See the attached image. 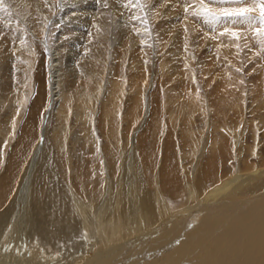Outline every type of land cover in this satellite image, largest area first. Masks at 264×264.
I'll return each instance as SVG.
<instances>
[{"label":"bare ground","instance_id":"6f19581e","mask_svg":"<svg viewBox=\"0 0 264 264\" xmlns=\"http://www.w3.org/2000/svg\"><path fill=\"white\" fill-rule=\"evenodd\" d=\"M42 1L43 0H4L3 5H0V7L3 8V11H0V32L3 33V35L0 36V40L2 41V38H3L8 43H10V42L13 43V39L16 37L24 39L25 41L29 40V38L30 39L36 38L34 40L41 39L39 37L42 34V32H44L46 30L47 21L42 23V21H43L42 19H45V18H42V16H41L42 13L40 15V12H43V14L46 16H47L46 13H48V12L44 11L45 7H43V6H44L45 2H42ZM152 1L153 0H145V2L148 3V5H151ZM160 1L161 0H159L157 2L159 3ZM170 1H172V0H169L168 2H170ZM50 2L51 3H49V4L57 3L58 4L57 6L62 8L61 9L62 13H60V15H62V16H61V18H59L61 20H55V24L52 25L53 28H56V27L59 28V35L58 36H59V40L61 41L62 45H59L55 51L50 50L49 53L47 52V54H46L47 55V61H46L47 62V64H46L47 69L45 71L46 75H44L46 78L42 79V81L38 78L39 82H40L39 87H38V97H37L38 100L35 101L36 103L37 102L38 103L36 104L35 109H33L34 110V116H32V119H27V121L24 124L22 134L20 136L18 135V137H17V135L15 134L16 138H18L17 143L15 146H13V148H11L12 150L10 149L11 151H8V152H7V147H8V143H10V142H7V137H9L8 135L13 136L15 133L16 127L18 125L17 120H19V119L16 120V118L18 117L20 110H23V107L25 106V103H26V97H27L26 94H28L27 92H29V88H31L32 84H33L32 78H31V76H33L32 75L33 61L29 60V58L33 57L32 52H34V51L32 48L31 49L32 51L29 53L28 50L31 47L28 46L27 44L21 45L19 43V39L16 40L15 46L13 45L14 47H16V49L15 50L12 49V51L15 53V56L12 55L13 61H12L11 66H9V67H11V69L8 68V70L9 69L11 70L10 81L4 85V87L9 88V89H7V88L6 89L9 91V95L10 94L11 95L10 96L8 95L9 97H7V96L1 97L0 96V99L2 98L1 102L6 104L7 106H9V108H11L10 119L8 118L10 120V121L8 120L10 122L9 123L10 126L8 125L9 129L7 130L6 133L4 132L5 133L3 136L4 137V143L3 142L1 143L2 140L0 141V264H129L131 261H133L134 258L131 255V258H129L128 262H127V261H125V257H126L125 255L127 254L128 251H131L135 247L140 245V243L143 242V240L145 239V237H143V236H138L137 232L140 231L139 223L137 224L136 217L131 216L130 210L131 211L134 210L133 208H134L135 204H136L137 208L139 205L140 209H142L144 214L147 215V219H149V221H150V222H148V223L146 222V223L150 224V223H152L151 220L156 221V220L160 219L161 215L164 212L162 210L161 206H164L165 204L161 205L162 201L160 200L163 197V196L161 197V191L162 190L169 191L172 194H178V192L184 191L185 188L189 190L190 184H191L190 179H189V177H190L189 173L182 174L181 173L182 171L180 169H178V167L174 168L172 166L173 168L171 167V169H167L168 168V166H167V168H165L163 170L164 177H163V181L161 182V184L157 185V186L155 185L154 188H151V189H154V191L150 189V187H152V186H146L144 183H143V185L141 183H140V185H138L140 181H138V184L136 183V185H138V187L134 186L133 184L130 186L131 188L128 189V190H130L129 195L133 199L137 198L139 204H137L136 202H134V204H132V202L129 203V202L125 201V199L122 200L123 194H122L121 187L123 185L124 179L127 178L126 177V173H127L126 171L127 170L125 169V164H126V162L129 163V161H130V163H132V162L137 161V160H134V158H133L134 155L132 156L133 153L135 154L134 150L133 151H131V150L127 151L128 149L127 150L125 149L124 144L128 143L131 140L127 139L126 142L123 144V137H125V136L124 135L121 136L119 131L122 130V129H120V127H122L121 124L123 123V121L125 119H128L125 121L131 122L132 120L135 121L136 118H139V117H136V115H137L136 112H137L138 108L144 109V107L147 104V96L148 95H147L146 84L144 83L143 86H141L142 84L140 85V83L138 81L137 85H140L141 87L140 88H134L133 92H131V95H129L131 107H128V108L130 111H132V113H134V115H131L132 117L130 116V118L123 117V115L120 112H121L122 108L124 107V104H123V102H124L123 96L124 95L122 96V91H123L122 85L124 83H121V81H120V79H121L119 77L120 74L118 76H117V74H115L117 77H115V79L113 81L110 79L107 80L111 84V86H113V88L115 87V89H113L112 92L109 93V95L106 96V94H105V91H107L106 90L107 88L104 86V84L106 82V79L108 78L106 72H107V68H109L108 65H110L108 63V58L110 57L111 50L113 49L112 43L116 42L115 35H117V37L119 38V40L121 41L122 44L120 43V46L118 44H114V43L113 44L117 45V47H120V48L122 47L123 49L125 48V50L127 52L128 45L130 43H133L135 36L138 35V34H136L137 32H139V36H142V38H141V42H142V41L146 40L148 35L153 34V30L151 29L150 32H145V27H146L145 25H143L139 21H135V20L130 19V16H132L133 14L143 15V13H141L138 8H131V7L123 8V7H121L120 3H118L119 4V7H118L116 2L114 3V1H112V0H108L109 6L107 8L103 7L102 3H98V0H51ZM154 2L155 1H153V5L156 3V2L155 3ZM173 2H174V0H173ZM161 3H162V1H161ZM174 3L176 4V2H174ZM162 4H165L164 1ZM157 5H159V4H157ZM180 5L181 4H179L178 6H180ZM162 8H165V7L162 6ZM150 9H152V8H150ZM156 9L154 8L153 12L155 11V13H156L159 11L158 9H157L158 11ZM169 9L170 8H167L168 12H169ZM47 10H48V8H47ZM146 10L149 11V7H148V9H145V11ZM173 10H175V8ZM177 11H179V10H177ZM174 12H176V10ZM121 13H123V15H121ZM172 13H171V15H172ZM181 13L184 14L183 11ZM150 14H153V13L151 12ZM150 14H148V17H150L149 16ZM163 14L161 13V15H163ZM159 15L157 13L155 14V16L152 15L155 17V18L153 17V20L154 19L157 20V19H161V18L164 19V17H166V16H164V17L161 16L159 18ZM166 15L168 16V13ZM152 16H151V18H152ZM173 16H174L173 18L171 16L172 19H177L178 21H180L178 14H177V18L175 17V14ZM122 17L125 20H123ZM180 17L181 18L183 17L182 22H181L182 24L180 23L181 24L180 27H182V28L179 27L180 24L176 25L179 27V29H185L184 24H186V26H187L189 24L191 25L192 23L196 22V21L193 22L192 21L193 18H191V17H189L188 19H185L184 15L180 16ZM167 20L169 22L171 21V20H169V18ZM195 20H197V19H195ZM198 20H201V19H198ZM109 21H111V23H109ZM176 21L174 20V22H176ZM25 23L29 24L31 26H29V28L27 26L25 27V25H26ZM155 23H156V21H155ZM160 23L164 24V22H162V21H160ZM171 23H173V22L171 21ZM201 23H202V20H201L199 25L193 24L192 26H194V28H195L196 25L201 26ZM202 24H204V23H202ZM223 24L224 23L221 24L222 25L221 27H223ZM233 24L236 25L235 23H233ZM94 25H98L99 28L101 29V31L99 33L97 32V28L94 27ZM167 26H169V25H167ZM176 26H173V27L176 28ZM189 26L187 27V29H189ZM218 26H219V24H217V28H218ZM147 27L150 28V25H147ZM224 27H225V25H224ZM232 27H234V26H232ZM49 28H50V26H49ZM154 28H156V27H154ZM167 28H169V27H167ZM167 28H164V29L167 30ZM202 28H205V27L202 26ZM215 28L216 27H214L211 30L214 31ZM196 29H197V27L195 28V30L192 28L190 30L193 32L195 31V33H196L197 32ZM190 30H188V31H190ZM217 30H219V29H217ZM170 31L171 30H169V32H168L169 34H170ZM173 31L175 32L177 30H173ZM207 31H210V30H207ZM174 32H171V34L173 35ZM178 32H181V34L183 33L182 31H178ZM203 32L204 31H202V34H203ZM219 32H221V31H218L217 33H219ZM175 33L178 34L177 32H175ZM187 33H189V32H187ZM211 33L214 34L215 32H211ZM248 33H250V32H248ZM181 34H178V35H181ZM216 35L219 36L218 34H216ZM94 37H95V39H93ZM154 37H155V35H154ZM172 37H175V39H176V36L173 35ZM226 37H227V40L231 39L228 36H226ZM160 38H162V37H160ZM186 38H184V39L187 40ZM223 39H222V41L226 42V39L225 40H223ZM160 40L158 42H160ZM177 40H178V38H177ZM197 40L199 41L200 39H197ZM213 40H214V38H213ZM173 41L177 42L176 40H173ZM194 41H195V39H194ZM202 41H204V40H202ZM231 41H230V43H231ZM146 43L145 42L141 43L142 47L140 48L141 53L145 54V55L149 52L148 48L146 46H144V45H147ZM170 43H171V41H170ZM209 43L212 45L215 44V42L214 43L209 42ZM133 44L135 45L136 43L134 42ZM148 44H150V43H148ZM162 44H160V45H162ZM31 45H33V44H31ZM48 45H50V44H48ZM141 45H139V46H141ZM178 45H181V44H178ZM178 45H176L177 48H178ZM223 45H225V44H223ZM151 46H153V45H151ZM186 46H188V45L186 44ZM198 46H196V47H198ZM205 46H206V44H205ZM40 47H42V46H40ZM183 47H184V45H183ZM193 47H195V45ZM200 47H202V46L200 45ZM210 47H208L209 49L207 48L208 51L209 50L212 51V49H210ZM20 48L22 50H24L23 57L21 56L20 53H16V51ZM37 48H39V47L37 46ZM59 48L61 49V51L58 50ZM129 48H131V47H129ZM155 48L158 49L157 47H155ZM155 48H154V50H155ZM159 48L161 49V47H159ZM219 48H222V47L220 46ZM39 49L42 50V48H39ZM49 49H51V47ZM114 49H117V48H114ZM123 49H122V51H123ZM191 49L193 50L194 48H191ZM198 49H200V48H198ZM214 49L216 50L217 48L214 47ZM225 49H228V48H225ZM231 49H233V48H231ZM40 50H38V51H40ZM133 50H134V48H133ZM150 50H152V49H150ZM186 50H188V49H186ZM158 51H159V49H158ZM167 51H168V49H167ZM131 52H133V51L131 50ZM189 52H191V51H189ZM85 53H87V54H85ZM112 53L114 54V52H112ZM123 53H125V52H123ZM123 53L120 52V54H121L120 55V58H121L120 63H118V61H117V64H119V67H118L119 71H121V69L123 68L121 66L122 65L121 63L123 61L122 60L123 59ZM128 53H129V51H128ZM173 53H174V51H173ZM176 53H178V52H175V54ZM130 54L133 55L134 52H133V54L132 53H130ZM130 54H128V55H130ZM181 54H182V52H181ZM231 54L233 55L235 53H231ZM38 55H39V52H38ZM145 55H143V56H145ZM134 56H136V53L134 54ZM228 56H230V55H228ZM126 57H128V56H126ZM126 57H125V59H127ZM136 57H138V55ZM234 57H235V55H234ZM262 57H263V55H262ZM226 58H228V57H226ZM226 58H223V59H226ZM129 59H132V57ZM140 59H141V57H140ZM148 60H149V57L145 61L143 59H141V61H142L141 63H143L142 67H144L145 70H147L146 67L149 63ZM181 60H183L182 57H181ZM231 60H233V59H231ZM231 60H230V63H231ZM128 61H130V60H128ZM205 61H207V60H205ZM215 61H217V59H215ZM223 61H225V60H223ZM132 62H135V61H132ZM184 62H185L184 64H189L191 61L188 57H186V60ZM61 64H62V67H59V65H61ZM135 64H137V63H135ZM228 64H229V61H228ZM191 65L192 64H190V66ZM134 67H137V66H134ZM177 67H178V65L173 66L172 69L173 68L176 69ZM193 68H194V65H193ZM263 68L264 67L262 66V69ZM184 69H187V68H184ZM190 69H189V71H190ZM8 70H7V72H10ZM115 70H116V68H115ZM259 70H261V69H259ZM167 71H168V68H167ZM186 71H188V70H186ZM194 72H196V71H193V73ZM39 74H40V72L38 71L37 76H40ZM112 74L113 73H111V75ZM123 75L124 74H122V76ZM217 75H219V74H217ZM135 76H136V74H135ZM215 76L216 75H214V77ZM192 77L196 78L195 75ZM8 78H9V76H8ZM42 78H43V76H42ZM111 78H112V76H111ZM132 78H134V77H132ZM138 78H139V76H138ZM188 80L190 83L191 80L190 79H188ZM192 80L195 81L196 79L194 80V78H193ZM224 80H225V78H224ZM261 80H262V78H261ZM195 83H196V81H195ZM195 83H193V84H195ZM132 84H133V82H132ZM234 84H235V82H234ZM261 84H263V83H261ZM195 86H198V83H197V85L195 84ZM104 87L106 89H104ZM109 88L110 87H108V90H109ZM199 89H200V87H199ZM42 90H43V93H42ZM110 90H111V88H110ZM250 90L252 92H255L256 89L251 88ZM30 91H31V89H30ZM128 93H129V91H128ZM256 93H257V91H256ZM200 94H199V96H201ZM203 94L206 95V92ZM183 95H184V93H183ZM192 95H193V93H192ZM222 95H224V94H222ZM190 97L193 100L196 99L194 96H190ZM176 98H177V96H176ZM183 99H185V98H183ZM127 100H128V98H127ZM172 100H173V98H172ZM208 101H206V102H208ZM244 101H246V100H244ZM254 101H255V99H254ZM238 102H239V100H238ZM198 103H200V101ZM198 103H197V105H198ZM201 103L204 104V100H202ZM209 104H211V103H209ZM176 105H178V104H176ZM195 105L196 104L195 103L193 104L192 102H190L188 104L187 100H186V103H185V101L184 102L179 101V111L183 112V114H185L187 116V118L186 117L184 118V119H187V122H188V127L184 128L187 131V133L188 132L190 133V131L193 129L191 126L196 121L194 119L195 115L193 114L194 111H196V109H194V108H196L197 105L196 106ZM141 106H142V108H140ZM204 106L205 105H203V107ZM206 106H208V105H206ZM211 106H209V107L212 109ZM224 106H226V105H224ZM201 107L202 106L200 104L199 109H198V107H197V109L199 111H201L200 110ZM227 107H229V105H227ZM205 108H202V109H205ZM145 109L143 111H145ZM238 109H237V111H238ZM243 109H244V107H243ZM251 109H252V107H251ZM152 110H153V108H152ZM213 110H214V108H213ZM220 110L221 109L218 110L219 113H220ZM160 112H161V110H160ZM176 112L174 111V112H170L171 114L169 113L171 115L170 122H172V123L177 122V121L179 122V119H180V118L178 119L179 114L176 115ZM181 112H179L180 115H181ZM242 112H243V110H241V113ZM139 113H140V111H139ZM152 113H154V112H152ZM197 113H199V112L197 111ZM203 113H204V111L202 112V114ZM219 113L217 112L218 115H219ZM52 114H53V116H55V118H56L55 120L60 122V127L59 128L57 127V130L54 129V131L50 135L51 144L46 145L44 137L46 136V134H48L47 124L49 122L47 123V121H48L49 116L52 117ZM224 114H226V113L224 112L223 115ZM22 115H23V113H22ZM239 116H241V115H239ZM127 117H129V116L127 115ZM182 117H184V115ZM202 117H204V116H202ZM73 118H75L77 126L78 125L80 126L81 136L74 137L72 135L71 131H66V129L69 130V126L71 125V120ZM155 119H156V117H155ZM144 120L145 119H143V121ZM159 120L160 119L157 120V123L152 120L154 123H156L154 125L152 124L153 127L155 126L154 127L155 131H157L159 128H161ZM147 121H148V119H147ZM150 122H149V125H151ZM153 122H151V123H153ZM184 123L187 124L185 121H184ZM132 124H133V122H132ZM175 124L176 123H174V125ZM248 124L250 126V123H248ZM174 125H171V126L174 127ZM169 126H170V124H169ZM178 126H180V125L178 124ZM221 126H222V124H221ZM180 127H182V126H180ZM251 127L254 130V136L253 137L257 138L258 130H257L256 126L253 124ZM184 129H182V130L180 129L182 131V135H184L183 134ZM99 130H101L102 133L104 134V136L107 138L106 144H103L102 146L99 143V137H98L99 136L98 135ZM203 130H206V129L203 128ZM148 131L150 133L151 130H148ZM174 131H175V129H174ZM202 131H201V133H202ZM212 131H213V129H212ZM221 131H223V130L221 129ZM226 131H228V130H226ZM193 132L188 134L186 136V138L188 136H190L193 139H195L196 135H194V137H193V134H196V133H193ZM241 132H239V133L234 132L233 135L230 134L231 133L230 131H228V133H225V134L222 133V142L220 144H219V141H218V143H216V141H214V140L212 141V144H214V149L219 148L223 152H226V154H224V155L230 157V154L232 152V146H234L235 143L237 145H240V143H242L244 140L243 130H241ZM136 133H137V131H136ZM149 133H147V134L149 135ZM155 134H157V132H155ZM146 135H144V136H146ZM151 135H153V131H152ZM139 137L140 136H138V138ZM149 137H150V135H149ZM10 138L12 139V137H10ZM142 138H144V137H142ZM145 138H147V137H145ZM157 138L158 137H156L155 139H157ZM181 138H182V136H181ZM183 138H184V136H183ZM199 138H201L200 133H199ZM206 138H208V137H206ZM11 139H9V140H11ZM151 139H153V137ZM172 139H170V140H172ZM69 141L71 142L70 144H72V147H70V145H68ZM193 141H195V140H193ZM151 142H152V140H151ZM208 142H209V139L206 140V143H208ZM153 143L155 146L154 141H153ZM185 143L187 146V141ZM185 143H184V145H185ZM156 144H157V142H156ZM159 144H160V142H159ZM182 145H183V143H182ZM194 146H195V144H194ZM77 148H79V149H77ZM147 148H149V147H147ZM239 148L240 147H238V149ZM71 149L73 150L74 153L77 150H80L81 154H79L77 157H74V155L71 153ZM154 149L155 148H152L151 151H147L146 149H143L141 154H140L141 158L148 160L147 162H149V165H152V166L155 165V163H156L155 162V159H156L155 151L156 150H154ZM211 152H212V149H211ZM253 152L255 155V153H256L255 149L253 150ZM137 153H138V151H137ZM137 153H136V155H137ZM137 156H139V155H137ZM137 158H139V157H137ZM128 159H130V160L128 161ZM138 162H139V160H138ZM197 163H199V162H197ZM200 164H201V162H200ZM3 165H6V166L3 168ZM144 166L142 165L143 168H144ZM208 166H210V164ZM249 166L252 167V170L247 171L248 169L246 168L247 169L246 171H247V173H250V174L257 172L260 169V167H257L256 163H255V165L250 164V165H248V167ZM129 167H131V166H129ZM138 169L136 168V170H138ZM129 170H131V169H129ZM138 171H140V169ZM191 173H193V172H191ZM239 173L240 172L238 170L236 175H233V178L235 176L236 177H238V176L242 177V175ZM195 174H196V171H195ZM199 175H200V186H202L201 187V189H202L205 187L206 177L208 175H207L206 171H204V170H201ZM257 176L258 175H256V174L248 175L246 177L243 176L242 178L245 177V180L242 179L241 183H238L236 181L235 182H232V181L227 182L226 181L227 183H225L223 185V184H221L220 181H217L220 183H218L214 186L215 189L211 188L212 191L209 190V191H211V192H209V194L214 193V192H216L215 194H218V193L225 190L224 187H228L229 185H230V187H229L230 190H234L233 189L234 187H232V186L238 187L242 183H244L245 186L250 185V184L254 183L256 180L260 179V177H257ZM195 177L196 176H194V178ZM209 177L210 178L216 177V172L211 173L209 175ZM136 178H138V177H136ZM136 180H138V179H136ZM140 180H142V178ZM143 180H142V182H143ZM236 180H237V178H236ZM115 185H118V186L115 187ZM195 187H197V186H195ZM206 188H208V187H206ZM206 188L203 189L202 191H205ZM201 189H199V190L201 191ZM129 195H127V196H129ZM204 195H205V192H204ZM255 196H257V195H255ZM199 197H200V194H198V195L194 194V196H192V197L189 196L188 198H190L191 200L194 198H196V200H200ZM204 197H206V196H204ZM260 197L264 198V194L261 195ZM260 197H253V198H250L246 201H243L242 204H244L245 206H247L251 209V211L249 213H252V211H253L254 213H256V215H263L264 214V202H262V199L259 200ZM211 198L212 197H210V199ZM221 201H224V199ZM186 202H185V204L188 203V202L187 203ZM212 202H213V200H212ZM197 203H198V201H197ZM207 203H208V201H207ZM207 203H204V205L202 203L201 206L203 205L202 207H205V204L207 205ZM209 203H211V202H209ZM219 203H217V205ZM196 204H194V205H196ZM226 205H228V204H226ZM221 206L222 205L220 204V206H218V207L220 208ZM245 206L244 207L242 206V207L245 208ZM16 207H17V209H16ZM198 207H199V205H198ZM202 207L200 209H202ZM225 207H223V208H225ZM229 207H230V205H229ZM233 208H234V206H233ZM195 210H196V208H195ZM240 210H241V208H240ZM142 211H141V213H142ZM237 211H238V208H237ZM241 211H244V210H241ZM247 211H249V210H247ZM249 213H247V214H249ZM179 214H181V213H179ZM179 214H177V215H179ZM146 215H145V217H146ZM198 215H200V214H198ZM251 216L253 217L254 215H251ZM170 217H172V216H170ZM239 217H241V216H239ZM255 217L257 218V216H255ZM162 218L164 219V217H162ZM235 218L238 219V217H235ZM214 219H215V217H214ZM237 219H235V220H237ZM259 219H260V217H259ZM259 219H257V220H259ZM262 219H261V221H262ZM239 220H241V219H239ZM252 220H254V219H252ZM209 221H211V220H209ZM228 222L230 223V221H228ZM231 222H233V221H231ZM254 223L256 224V222H254ZM262 223L264 224V222H262ZM240 224H242V222ZM153 225H155V223ZM235 225H236V223H235ZM246 225H248V224L246 223ZM251 225H252V223H251ZM137 226H138V229H137ZM256 227H257V225H256ZM234 229L235 228H233L232 230H234ZM130 234H132V235H130ZM260 234L261 233H259V237H260ZM91 235H93V236L96 235L99 238V242L98 243L96 242L95 244L92 242L91 247L87 248V247H85L86 243L84 241H82L81 238L85 237V239H87ZM256 235H258V234H256ZM37 239L41 240L42 242H44L46 244L53 245L54 248L57 247L58 249H60L62 251V255L55 257V256H53V254L51 252H48V253L43 252L40 243L36 242ZM257 242L259 243V242H261V240L260 241L257 240ZM83 243H85V246H83L84 245ZM250 246H251V244H250ZM253 246H254V244H253ZM221 256H222V254H221ZM127 257H129V255ZM255 259H257V258H255ZM255 261H257V260H255ZM256 264H264V251L262 253V256H260L258 263L256 262Z\"/></svg>","mask_w":264,"mask_h":264},{"label":"rangeland","instance_id":"374dc122","mask_svg":"<svg viewBox=\"0 0 264 264\" xmlns=\"http://www.w3.org/2000/svg\"><path fill=\"white\" fill-rule=\"evenodd\" d=\"M48 1H49L48 6L46 7L45 3L43 6V7H45L44 11L48 12V13H46L48 17L46 15H44L43 12H40V15L42 13V15H41L42 18H45V19H42L43 20L42 23L47 21L46 30L44 32H42V34L39 37L41 39L34 40L36 38L30 39L28 37L29 40H26V44L31 47V48H29L28 52L30 53L32 51L31 50L32 48L34 51V52H32L33 57L29 58V60L33 61V64H32V68H33L32 75L33 76H31L33 84H32V87L29 88V92H27L28 94H26L28 98L26 97L25 106L23 107V110H20L19 115L16 118V120L17 119H19V120H17L18 125L16 127L15 133L13 136L8 135L9 137H7V142H10V143H8L7 152L11 151L12 150L11 148H13V146L16 145L17 140H18V138H16V135L18 137V135L20 136L22 134L23 127H24V124L27 121V119H32V116H34V110L33 109H35L36 104L38 103V102L36 103L35 101L38 100V98H37L38 97V87H39V83H40L39 79L42 81V79L46 78L44 75H46L45 71L47 69V65H46L47 64V62H46L47 61V55H46L47 52L49 53L50 50L55 51L59 45H62L61 41L59 40V36H58L59 35V28L58 27L53 28V26H52L55 24V20H61L59 18H61V16H62V15H60V13H62L61 12L62 8L57 6L58 5L57 3L49 4V3H51L50 2L51 0H48ZM112 1H114V3L116 2V4L119 7L117 0H112ZM153 1H155L159 5H157L155 2L154 3L156 5L155 4L153 5ZM153 1H152L151 5H148V3L145 2V9H148V7H149V11L146 10L145 12L146 13L148 12L147 18H148V25H150V31H151V29L153 30V34L155 35V37L157 39L154 37L153 34H150L146 38L147 41L145 40V41L141 42L142 36L137 35V36H135L134 41H133V43L135 42L136 44L134 45L133 43H130L128 45V50L126 52L125 48L123 49L121 47L123 49V51H122V49L120 47H117V45H114V44H118L120 46V43H121V41L119 40L117 35H115L116 42L115 43L113 42L114 44L112 43L113 49L111 50V55L108 58V63L110 65H108L109 68H107V72H106L108 78L106 79V82L104 84V86L107 88L106 89L104 87V89L107 90V91H105V94L107 96V95H109L110 92H112L113 89H115V87L113 88V86H111V84L107 80L110 79L113 81L115 79V77H117L120 74L121 75V76L119 75V77L121 78L120 81H121V83H124L122 85V89H123L122 96L124 95L123 96L124 107L122 108V110L120 112L123 115V117L130 118L131 115H134V113H132V111H130L128 108V107H131L129 95H131V92H133L134 88H140L145 83L147 86V95H148L147 96V104L144 107V109L146 108L145 111H143L144 109L142 108V106L140 108H142L143 110L138 108V110L136 112L137 113L136 117H139V118H136L135 121L132 120L131 122L125 121V120H128V119H125L123 121V123L121 124L123 128L120 127V129H122V130L119 131L121 136H123V135L125 136V137H123V144L126 142L127 139L131 140L128 143L124 144L125 149L126 150L128 149L127 151H130V150L133 151L134 150L135 154L133 153L132 156L134 155L133 156L134 160H137V161H134L135 163L132 162L133 163L132 164L129 161L130 159H128L130 164L127 162L125 164V169L127 170L126 172L128 174L126 173L127 178L124 179L123 185L121 187L122 194H123L122 200L125 199V201H127L129 203L132 202V204H134V202H136L137 204H139L137 198L133 199L129 195L130 190H128V189L131 188L130 186L133 184L134 186L138 187V185H140V183L142 185L144 183L146 186H152V187H150V189H151V188H154L155 185L156 186L160 185L161 182L163 181V177H164L163 170L165 168H167V166H168L167 169H171L172 166L174 168L178 167V169H180L182 171L181 172L182 174L189 173V176L191 177V178L189 177L191 184H190L189 190L185 188L184 189L185 192L184 191L178 192V194H172L169 191L162 190L161 191V197L162 196L163 197L160 200L162 201L161 205L165 204L164 206H161V208L164 212L161 215L160 219H158L156 221L151 220L152 223H150V224H147L148 222H150L149 219H147V215L144 214L142 209H140L139 205L137 208V206L135 204V206L133 208L134 210L133 211L130 210L131 216L136 217L137 224L139 223L140 231L137 232L138 236H143V237H145L146 240L144 239L143 242H141L140 245L137 246L138 248L135 247L133 250L128 251L127 254L125 255L126 256L125 261L128 262V259L131 258V255H132L134 259L129 264H212V263L213 264H256V262L258 263L260 256H262V253L264 251V228H263L264 224L262 223V222H264V220H263L264 214L263 215H256V213H254L253 211H252L253 214L249 213L251 211V209L242 203H243V201H246L250 198L260 197L261 195L264 194V177H263L264 176V167H263L264 166V136H263L264 135V68L262 69V66L264 67V65H263L264 64V58H263L264 57V50H262L259 40H257L255 38L253 31H251L249 29L248 25L242 21L241 22H224L223 27H221L222 26L221 25L222 23H221V24H219V26L217 28V24H215V25L209 24L208 25V23H205L202 19H201L202 23H204L205 25L201 23V26H198L200 24L201 20L197 19L198 20L197 21L193 18L194 20L192 19V21L193 22L196 21V22L192 23L191 25L189 24L190 26L187 25V27L189 26L188 30H190L191 28L195 30V28L197 27V29H198V30L196 29L197 32L195 33V31L193 32L190 30V31H187L189 33H187V32L185 33V29H179V27L182 24L181 22H182V18H183V17L181 18L180 16L184 15L181 13L183 11V7H182L183 1L182 0H177V1L174 0V2H176V4L173 2V0L170 2H168L169 0H161L162 3L164 1L165 4H162L161 1L158 3L157 1H159V0H157V1L153 0ZM42 2H44V0ZM179 4H181V5L178 6ZM162 6H164L165 8H162ZM241 6L250 7L251 6V0H249V3L247 5H241ZM47 8H48V10H47ZM150 8H152V9H150ZM154 8L155 9L157 8L160 11L159 12L156 9L159 12V13L158 12H156V13L158 15L160 14L159 18L161 16L162 17L166 16L167 18L164 17V19L161 18L162 20L161 19H157V20L154 19L153 20V17L156 14L155 11L153 12ZM167 8H170L169 12H168ZM174 8H175L176 12H174L175 11V10H173ZM177 10H179V11H177ZM151 12L153 14H150ZM161 13L162 14L164 13L165 15L164 14L161 15ZM167 13H168V16L166 15ZM171 13H172V15H171ZM148 14H150L149 15L150 17H148ZM174 14H175L176 18H177V14L179 15L178 17L180 18L179 19L180 21H178L177 19H172L174 17L173 16ZM253 14L258 15V12L253 13ZM152 15H154V16H152ZM151 16H152V18H151ZM171 16H172V18H171ZM168 18L173 23H171V21L169 22L167 20ZM123 20H125V19L123 18ZM174 20L175 21L177 20V21L174 22ZM155 21H156V23H155ZM160 21L164 22V24L160 23ZM233 23H235L236 25H234ZM177 24H180L179 27L176 26ZM193 24L194 25L198 24V25H196V27L194 28V26H192ZM167 25H169V26H167ZM172 25L176 26V28H174ZM184 25L186 26V24H184ZM224 25L227 26L231 30H238L242 38L239 41H235L233 39L227 40L226 36H223V37L217 36L216 34L219 35V33H217V32L222 31L224 28ZM26 26L29 28V26H31V25L26 24L25 27ZM49 26L51 29L49 28ZM202 26L205 28H202ZM232 26H234V27H232ZM255 26H258V25H255ZM255 26H253V27H255ZM154 27H156V28H154ZM167 27H169V28L171 27V28L169 29ZM214 27H216L214 29V31L211 30ZM164 28H167V30ZM180 28H182V27H180ZM168 29L171 30L170 34L168 33L169 32ZM217 29H219V30H217ZM173 30H177L175 32H177L178 34H181V32H178V31H182L183 32L181 34L182 36L176 34ZM207 30H210V31H207ZM202 31H204L203 34H202ZM171 32H174L176 34L175 35L173 33V35L176 36V39H175V37H172L173 35L171 34ZM211 32H215V33L213 34ZM248 32H250V33H248ZM245 36L247 37V39L243 38ZM160 37H162V38H160ZM213 37H215L214 40H213ZM177 38H178V40H177ZM184 38H186L187 40H185ZM221 38L222 39L224 38L223 40L226 39V42H223ZM194 39H195V41H194ZM197 39H200V40L198 41ZM159 40H160V42H158ZM173 40H176L177 42H175ZM202 40H204V41H202ZM170 41H171V43H170ZM230 41H231V43H230ZM143 42H145V43L147 42L146 43L147 45H144L148 48V51H149L146 55L142 54L141 50H140V48L142 47L141 43H143ZM209 42H211V43L215 42L216 45L215 44L212 45ZM148 43H150V44H148ZM177 43L181 44V45H178ZM31 44H33V45H31ZM48 44H50V45H48ZM160 44H162V45H160ZM186 44L188 46H186ZM205 44H206V46H205ZM223 44H225V45H223ZM237 44L239 45V48H236L235 45H237ZM13 45L14 44L12 42L8 43L3 38H2V41L0 40V55H1L0 56V96L1 97H4V96L9 97L11 95V94L9 95V91L7 90L9 88L4 87V85L10 81V75H11L10 69H11V67H9V66H11V64H12V61H13V58H12L13 54L12 53H14L12 51V49L13 50L16 49V47H14L15 45L14 46ZM139 45H141V46H139ZM151 45H153V46H151ZM176 45H178V48ZM183 45H184V47H183ZM194 45H195V47H193ZM200 45L202 47H200ZM37 46L39 48H42V50L37 48ZM40 46H42V47H40ZM196 46H198V47H196ZM220 46L222 48H219ZM229 46L230 47L232 46L231 48H233V49H231ZM48 47L49 48L51 47V49H49ZM129 47H131V48H129ZM155 47H157L159 49V51ZM159 47H161V49ZM208 47H210V49H212L213 52L210 50H209L210 51L209 52ZM214 47H216L217 49L215 50ZM114 48H117V49H114ZM133 48L135 51L133 50ZM149 48L152 50H150ZM154 48H155V50H154ZM191 48H194L195 50L193 49L194 50L193 51ZM198 48H200V49H198ZM225 48H228V49H225ZM167 49H168V51H167ZM171 49L174 51V53ZM186 49H188V50H186ZM38 50H40V51H38ZM58 50L61 51L60 48ZM131 50L134 52V54L136 53V56L138 55L139 58L134 56V54H133V52H131ZM128 51H129V53H128ZM189 51H191V52H189ZM38 52H39V55H38ZM112 52H114V54ZM120 52H122V53L125 52V53H123V59H122L123 61L121 63L122 64L121 66L123 68L121 69V71L118 70L119 64H117V61H118V63H120V60H121ZM175 52H178V53L175 54ZM181 52H182V54H181ZM16 53H20L21 56L23 57L24 50H22L20 48L16 51ZM130 53H132L133 55H131ZM231 53H235V54L232 55ZM128 54H130V55H128ZM143 55H145V56H143ZM228 55H230V56H228ZM234 55H235V57H234ZM262 55H263V57H262ZM126 56H128V57H126ZM210 56L211 57L213 56V57L211 58ZM125 57L127 59H125ZM131 57H132V59H129ZM140 57L144 61L149 57V60H148L149 63L146 67L147 70H145V68L142 67L143 63H141L142 61H141ZM181 57L183 58V60H181ZM186 57H188L191 61L189 64H184ZM226 57H228V58H226ZM223 58H226V59H223ZM215 59H217V61H215ZM231 59H233V60H231ZM128 60H130V61H128ZM205 60H207V61H205ZM223 60H225V61H223ZM230 60H231V63H230ZM132 61H135V62H132ZM228 61H229L230 65L228 64ZM135 63H137V64H135ZM190 64H192V65L190 66ZM172 65L173 66L178 65V67L176 68L177 70L174 68L172 69V67H173ZM193 65H194V68H193ZM134 66H137V67H134ZM59 67H62V64L59 65ZM183 67L187 68V69H184ZM8 68H10V69L8 70ZM115 68H116V70H115ZM167 68H168V71H167ZM189 69H190V71H189ZM236 69H240V71L237 72ZM259 69H261V70H259ZM7 70L10 72H7ZM186 70H188V71H186ZM38 71L40 72L39 75L41 77L37 76ZM193 71H196V72L193 73ZM111 73H113V74L111 75ZM115 74H117V76ZM122 74H124V75L122 76ZM135 74H136V76H135ZM217 74H219V75H217ZM194 75L196 76V78L192 77ZM214 75H216V76L214 77ZM8 76H9V78H8ZM42 76H43V78H42ZM111 76H112V78H111ZM138 76L140 79L138 78ZM132 77H134V78H132ZM193 78H194V80L196 79L195 80L196 83H195V81L192 80ZM224 78H225V80H224ZM261 78L263 81L261 80ZM188 79L191 80L190 83H189ZM138 81H139L140 85L142 84L141 86L137 85ZM132 82H133V84H132ZM234 82H235V84H234ZM193 83H195L196 85L198 83V86H195V84H193ZM261 83H263V84H261ZM108 87H110L111 90H110V88L108 90ZM199 87H200V89H199ZM251 88L256 89L255 92H252L250 90ZM30 89H31V91H30ZM128 91H129V93H128ZM256 91H257V93H256ZM205 92H206V95L203 94ZM42 93H43V90H42ZM183 93H184V95H183ZM192 93H193V95H192ZM199 94L202 97L199 96ZM222 94H224V95H222ZM176 96H177V98H176ZM190 96H194L196 99L193 100V99H191ZM127 98H128V100H127ZM172 98H173V100H172ZM183 98H185V99H183ZM254 99H255V101H254ZM1 100H2V98L0 99V141L2 140L1 143L2 142L4 143V137L3 136L7 132V130L9 129V126H10V124H9L10 120L9 119H10V114H11V108H9V106H7L6 104L2 103ZM186 100L188 101V104L190 102H192L193 104L195 103L196 105L200 101V103H198L197 106L195 105L196 108H194V109H196V111H194L193 114L195 115L194 119L196 121L194 124H192L191 127L193 129L190 131V133L193 131H194L193 133H196V134H193V137H194V135L197 136V137L195 136V139H193L190 136H188L186 138V136L188 134H190L189 132L187 133V131L184 129V128L188 127L187 119H184L185 117L187 118V116L185 114H183V112L179 111V101H182V102L185 101V103H186ZM202 100H204V104L201 103ZM238 100H239V102H238ZM244 100H246V101H244ZM206 101H208V102H206ZM209 103H211V104H209ZM176 104H178V105H176ZM200 104L202 106L200 108L201 111L198 110ZM203 105H205V106L203 107ZM206 105H208V106H206ZM224 105H226V106H224ZM227 105H229L230 108L227 107ZM209 106H211L212 109ZM197 107H198V109H197ZM243 107H244V109H243ZM251 107H252V109H251ZM152 108L154 111L152 110ZM202 108H205V109H202ZM213 108H214V110H213ZM217 109L218 110L221 109L220 113ZM237 109H238V111H237ZM160 110H161V112H160ZM241 110H243L242 113H241ZM139 111H140V113H139ZM174 111L175 112L177 111L176 115L179 114L178 119L180 118L179 119L180 123L178 121L174 122V123H176L175 124L176 126L174 125V123L170 122V117H171L170 112H174ZM197 111L201 115L199 113H197ZM203 111H204V113L202 114ZM216 111L219 113V115L217 114ZM223 111L226 114L223 115V113H224ZM152 112H154V113H152ZM179 112H181V115ZM22 113H23V115H22ZM127 115L129 117H127ZM183 115H184V117H182ZM239 115H241V116H239ZM202 116H204V117H202ZM155 117L157 120L160 119L159 123H160L161 128H159L157 131H155V128H154L155 126L153 127V125L157 123V120L155 119ZM55 119L56 118H55V116H53V114H52V117H50V116L48 117V121H47V123L49 122L47 124L48 134H46V136L44 137L46 145L51 144L50 135L54 131V129L57 130V127L58 128L60 127V122H58ZM143 119H145V120L143 121ZM147 119H148V121H147ZM152 120L156 123H154ZM150 121L153 123H151ZM184 121L187 124H185ZM132 122H133V124H132ZM149 122L151 125H149ZM247 122L250 123V126ZM169 124H170V126H169ZM178 124L182 127L178 126ZM221 124H222V126H221ZM251 124L252 125L254 124L258 130L257 138L253 137L254 136V130L251 127L252 126ZM71 125L69 126V130L66 129V131H71V133L74 137L81 136L80 126L79 125L77 126L75 118H73L71 120ZM171 125H174L175 128ZM203 128L206 130H203ZM174 129H175V131H174ZM180 129L181 130L184 129V133H183L184 135H182V131ZM212 129H213V131H212ZM221 129L224 132L221 131ZM148 130H151L150 133ZM226 130L230 131L231 135H233L234 132L239 133V132H241V130H243V134H244L243 142L240 143V145H237L235 143L234 146H232V152L230 154V157L224 155V154H226V152H223L221 149H219V148L214 149V144H212L213 140L216 141V143H218V141H219V144H220L222 142V133L223 134L228 133V131H226ZM136 131H137V133H136ZM152 131H153V135H151ZM201 131H202V133H201ZM155 132H157V134H155ZM147 133H149L150 137ZM199 133L201 134V138H199ZM98 135H99L98 137H99L100 145L102 146L103 144H106L107 138L104 136V134L102 133L101 130L98 131ZM137 135L140 136L139 137L140 139L138 138ZM144 135H146V136H144ZM151 136L153 137V139H151L152 138ZM181 136H182V138H181ZM183 136H184V138H183ZM10 137H12V139ZM142 137H144V138L147 137V138L144 139ZM156 137H158V138L155 139ZM206 137H208V138H206ZM8 138L11 140H9ZM169 138L170 139L173 138L174 140L173 139L170 140ZM192 139L195 140L196 142L193 141ZM207 139H209L208 143H206ZM151 140H152V142H151ZM153 141L155 142V146H154ZM186 141H187V146L185 143ZM156 142H157V144H156ZM159 142H160V144H159ZM70 143L71 142L69 141L68 145H70V147H72V144H70ZM182 143H183V145H182ZM184 143H185V145H184ZM194 144H195V146H194ZM147 147H149V148H147ZM151 147L155 148L154 150H156L155 151V153H156L155 162L156 163H155V165H153L154 167L152 165H149V162H147L148 160L142 159L140 156L143 149H146L147 151H151V149H152ZM238 147H240V148L238 149ZM77 149H79V148H77ZM211 149H212V152H211ZM254 149L256 151L255 155L253 152ZM137 151H138V153H137ZM71 153L74 155V157H77L79 154H81L80 150H77L74 153L72 149H71ZM136 153L139 156H137ZM137 157H139V158H137ZM138 160H139V162H138ZM197 162H199V163H197ZM200 162H201V164H200ZM255 163H256L257 167H260V169L258 168L259 170L255 173H251V174L247 173V171L252 170V167L251 166L248 167V165H250V164L255 165ZM209 164H210V166H208ZM142 165L143 166L145 165L144 168L142 167ZM5 166L6 165H3V168ZM129 166H131V167H129ZM135 167L137 169L139 168L140 171H138L139 169L136 170ZM129 169H131L132 171ZM201 170L206 171V173L208 175L206 177L205 187L202 189H201L202 186H200V175H199ZM238 170L240 172L239 174H241L242 177L243 176L246 177L248 175L256 174V175H258L257 177H260V179L256 180L254 183H252L250 185L245 186V184L242 183L238 187L232 186V187H234L233 188L234 190H230L229 189L230 185H229L228 187H224L225 190L218 193V194H215L216 192L209 194V192L212 191L211 188H214V186L220 182H221V184L224 185L228 181L229 182L230 181H232V182L236 181L238 183H241L242 179L245 180V177L242 178L241 176H238V177L235 176L233 178V175H236ZM190 171L193 173H191ZM195 171H196V174H195ZM215 172H216V177L210 178L209 175L211 173H215ZM194 176H196V177L194 178ZM136 177H138V178H136ZM141 178H142V180L144 179L143 182H142V180H140ZM236 178L238 181L236 180ZM136 179H138V180H136ZM138 181H140L139 184H138ZM217 181H220V182H217ZM136 183L138 185H136ZM117 186L118 185H115V187H117ZM195 186H197V187H195ZM206 187H208V188H206ZM205 188H206V190L202 191ZM199 189H201L202 192ZM151 190L154 191V189H151ZM209 190H211V191H209ZM204 192H205V195H204ZM194 194L195 195L200 194V197H199L200 200H196V198H194V199H192L193 200L192 201L190 198H188L189 196L190 197L194 196ZM127 195H129V196H127ZM255 195H257V196H255ZM204 196H206V197H204ZM210 197H212V198L210 199ZM223 199H224V201H221ZM260 199H262V202H264L263 197H260L259 200ZM212 200H213V202H212ZM197 201H198V203H197ZM207 201H208V203H207ZM185 202L187 204H185ZM201 202L203 203V205H204V203H207V205L205 204V207H202L203 205L201 206V204H202ZM209 202H211V203H209ZM217 203H219V204L217 205ZM194 204H196V205H194ZM220 204L222 206L219 208L218 206H220ZM226 204H228V205H226ZM198 205H199V207H198ZM229 205L231 208L229 207ZM232 205L234 206V208ZM241 205L243 207L245 206V208H243ZM201 207H202V209H200ZM223 207H225L226 209ZM239 207L241 208V210H244V211H241ZM195 208H196V210H195ZM237 208H238V211H237ZM16 209H17V207H16ZM166 209L168 211L169 210L170 211L168 212ZM247 210H249V211H247ZM141 211H142V213H141ZM194 211L195 212L197 211L198 213L197 212L195 213ZM179 213H181V214H179ZM247 213H249V214H247ZM177 214H179V215H177ZM198 214H200V215H198ZM145 215H146V217H145ZM251 215H254V216L252 217ZM170 216H172V217H170ZM239 216H241V217H239ZM255 216H257V218ZM162 217H164L165 220ZM214 217H215V219H214ZM235 217H238V219ZM259 217H260V219H259ZM235 219H237V220H235ZM239 219H241V220H239ZM252 219H254V220H252ZM257 219H259V220H257ZM261 219H262V221H261ZM209 220H211V221H209ZM227 220L230 221V223ZM231 221H233V222H231ZM241 222H242V224H240ZM254 222H256V224ZM154 223H155V225H153ZM235 223H236V225H235ZM246 223L248 225H246ZM251 223H252V225H251ZM256 225H257V227H256ZM228 227L229 228L231 227L232 229L235 228V229L232 230L231 228L229 229ZM137 229H138V226H137ZM259 233H261L260 237H259ZM256 234H258V235H256ZM130 235H132V234H130ZM81 240L86 243V246H85V243H83L84 244L83 246H85L87 248L91 247L92 242L94 244L96 242L97 243L99 242V238L96 235H94V236L91 235L87 239H85V237H83V238H81ZM257 240L258 241L261 240V242L258 243ZM36 242L40 243L43 252H47V253L51 252L53 254V256H55V257L62 255V251L60 249H58L57 247L54 248L53 245L46 244L39 239H37ZM250 244H251V246H250ZM253 244H254V246H253ZM221 254H222V256H221ZM128 255H129V257H127ZM255 258H257V259H255ZM255 260H257V261H255Z\"/></svg>","mask_w":264,"mask_h":264},{"label":"snow or ice","instance_id":"6c2138e0","mask_svg":"<svg viewBox=\"0 0 264 264\" xmlns=\"http://www.w3.org/2000/svg\"><path fill=\"white\" fill-rule=\"evenodd\" d=\"M3 2L4 0H0V5H3ZM44 2L48 6V0H44ZM117 2L123 8H138L143 15L133 14L130 19L139 21L146 26L145 32H150V28L147 27L148 18L145 12V0H117ZM98 3H102L105 8L109 6L108 0H98ZM248 3L249 0H183L182 7L185 19L189 17L202 19L205 23L213 25L224 22L242 21L246 23L249 29L253 31L255 38L259 40L262 50H264V0H251L250 7L241 6ZM0 11H3L2 7H0ZM256 12H258V15L253 14ZM94 27L97 28L98 33L101 31L98 25H94ZM187 31V26H185V32ZM136 34L139 35V32ZM2 35L3 33L0 32V36ZM219 36H229L235 41H239L242 38L238 30H231L227 26L223 28V31L219 32ZM243 38L247 39L246 36ZM17 39H19L21 45L26 44L24 39L16 37L13 39L14 45ZM236 47L239 48V45L237 44ZM13 55L15 56V53ZM236 71L239 72L240 69H236Z\"/></svg>","mask_w":264,"mask_h":264}]
</instances>
